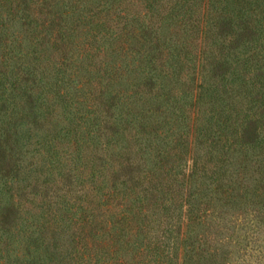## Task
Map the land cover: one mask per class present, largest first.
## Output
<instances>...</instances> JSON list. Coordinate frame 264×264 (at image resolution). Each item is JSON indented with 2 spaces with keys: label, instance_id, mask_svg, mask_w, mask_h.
Masks as SVG:
<instances>
[{
  "label": "trees",
  "instance_id": "obj_1",
  "mask_svg": "<svg viewBox=\"0 0 264 264\" xmlns=\"http://www.w3.org/2000/svg\"><path fill=\"white\" fill-rule=\"evenodd\" d=\"M251 211L264 0H0V264H230Z\"/></svg>",
  "mask_w": 264,
  "mask_h": 264
},
{
  "label": "rangeland",
  "instance_id": "obj_2",
  "mask_svg": "<svg viewBox=\"0 0 264 264\" xmlns=\"http://www.w3.org/2000/svg\"><path fill=\"white\" fill-rule=\"evenodd\" d=\"M254 213H247L245 219L240 215L236 224L231 222L229 232L225 233L223 242L228 245L223 249L228 251L225 255L230 264H264V222H260L261 215ZM179 260L181 263V256Z\"/></svg>",
  "mask_w": 264,
  "mask_h": 264
}]
</instances>
